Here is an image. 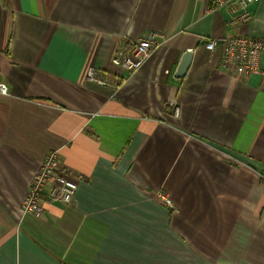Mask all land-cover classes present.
I'll return each instance as SVG.
<instances>
[{
    "label": "crops",
    "instance_id": "crops-1",
    "mask_svg": "<svg viewBox=\"0 0 264 264\" xmlns=\"http://www.w3.org/2000/svg\"><path fill=\"white\" fill-rule=\"evenodd\" d=\"M248 10L231 25L210 0H0V264H264V56L245 77L206 48L264 37V1ZM149 31L147 61L118 69ZM52 151L78 189L25 214Z\"/></svg>",
    "mask_w": 264,
    "mask_h": 264
},
{
    "label": "built area",
    "instance_id": "built-area-1",
    "mask_svg": "<svg viewBox=\"0 0 264 264\" xmlns=\"http://www.w3.org/2000/svg\"><path fill=\"white\" fill-rule=\"evenodd\" d=\"M264 0H210L211 9L227 7L231 25L243 24L252 19L248 7L260 4ZM161 34L149 31L137 40H128L127 50H117L112 58L113 64L123 72L137 71L150 57L157 46ZM222 45L221 63L224 68L238 76L249 77L262 74L261 61L264 56V37L239 35L235 37L207 39L206 48L213 51ZM88 79L102 85H109L103 75L93 68L88 70ZM117 77V76H116ZM0 93L8 94V87L0 82ZM65 166L60 155L52 151L44 160L40 171L35 175L29 193L24 199L23 210L27 214L39 215L43 211V202L70 204L78 189L77 180L64 175Z\"/></svg>",
    "mask_w": 264,
    "mask_h": 264
},
{
    "label": "water",
    "instance_id": "water-1",
    "mask_svg": "<svg viewBox=\"0 0 264 264\" xmlns=\"http://www.w3.org/2000/svg\"><path fill=\"white\" fill-rule=\"evenodd\" d=\"M192 58H193V52L192 51H187L184 54L182 61L178 67V70L175 74V77L183 78L187 74L189 67L191 65V62H192Z\"/></svg>",
    "mask_w": 264,
    "mask_h": 264
},
{
    "label": "rangeland",
    "instance_id": "rangeland-1",
    "mask_svg": "<svg viewBox=\"0 0 264 264\" xmlns=\"http://www.w3.org/2000/svg\"><path fill=\"white\" fill-rule=\"evenodd\" d=\"M157 32V31H156ZM159 33V32H158ZM147 34V33H146ZM146 34H145V36H146ZM160 34V33H159ZM161 36H162V34H161ZM144 37V36H143ZM162 38V37H161ZM161 38L159 39V42H160V40H161ZM159 42H158V44H159ZM158 44H157V46H158ZM156 46V47H157ZM155 47V48H156ZM154 48V49H155ZM153 52V51H152ZM88 71H87V75H86V77L88 78ZM8 92H9V88H8ZM1 94V93H0ZM55 152H57L59 155H60V157H61V154H60V152L59 151H55ZM47 157V156H46ZM46 157L44 158V160L46 159ZM44 160L42 161V163H41V165H40V167H39V169H38V171L35 173V175L40 171V169H41V167H42V164H43V162H44ZM61 161H62V164H63V159H62V157H61ZM64 170L65 171H63V174L64 175H69V176H71V173L69 172V170H67L66 169V167L64 168ZM35 175L33 176V178H32V181H31V184H30V187H29V190H28V192H27V194L29 193V191H30V188H31V186H32V182H33V180H34V177H35ZM27 194H26V196H27ZM25 196V197H26ZM164 197V196H163ZM163 197H162V199H163ZM165 198V197H164ZM25 199V198H24ZM23 202H24V200H23ZM23 202H22V210H23ZM47 204H57V203H47V202H43V211L45 210V208H46V205ZM61 204V203H60ZM42 211V212H43ZM23 212H24V210H23ZM42 212L39 214V215H34V214H28V215H33V216H40L41 214H42ZM25 213V212H24ZM25 214H27V213H25Z\"/></svg>",
    "mask_w": 264,
    "mask_h": 264
}]
</instances>
